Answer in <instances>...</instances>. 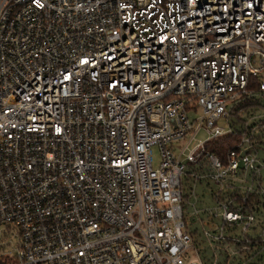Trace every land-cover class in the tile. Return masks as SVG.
<instances>
[{"label": "built area", "instance_id": "obj_1", "mask_svg": "<svg viewBox=\"0 0 264 264\" xmlns=\"http://www.w3.org/2000/svg\"><path fill=\"white\" fill-rule=\"evenodd\" d=\"M207 263L264 264V0H0V264Z\"/></svg>", "mask_w": 264, "mask_h": 264}, {"label": "trees", "instance_id": "obj_2", "mask_svg": "<svg viewBox=\"0 0 264 264\" xmlns=\"http://www.w3.org/2000/svg\"><path fill=\"white\" fill-rule=\"evenodd\" d=\"M260 107L261 105L255 101L244 102L235 107L230 115V121L234 128L233 134L210 142L207 149L219 158L225 157L226 152L231 149L233 144L239 142L243 134L251 133L252 124L249 123V119L260 112Z\"/></svg>", "mask_w": 264, "mask_h": 264}, {"label": "rangeland", "instance_id": "obj_3", "mask_svg": "<svg viewBox=\"0 0 264 264\" xmlns=\"http://www.w3.org/2000/svg\"><path fill=\"white\" fill-rule=\"evenodd\" d=\"M198 139H204V135L202 133L199 134ZM152 159H153V166L156 168L160 161V155H159V151L157 147L152 148ZM197 194H198V197H200L198 190H197ZM199 199L206 202L207 205H211V200L209 198V195L205 194L203 198L201 196Z\"/></svg>", "mask_w": 264, "mask_h": 264}]
</instances>
